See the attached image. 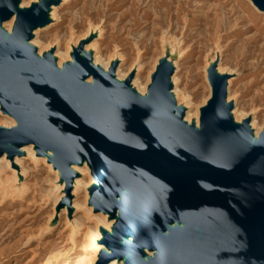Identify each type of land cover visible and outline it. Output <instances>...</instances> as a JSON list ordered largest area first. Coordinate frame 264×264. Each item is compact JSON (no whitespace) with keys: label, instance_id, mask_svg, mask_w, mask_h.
Listing matches in <instances>:
<instances>
[{"label":"water","instance_id":"95a60500","mask_svg":"<svg viewBox=\"0 0 264 264\" xmlns=\"http://www.w3.org/2000/svg\"><path fill=\"white\" fill-rule=\"evenodd\" d=\"M57 2L42 0L19 13L7 41L0 31L1 111L18 122L0 129V156L7 144L51 149L67 185L69 159L91 160L93 178L101 181L94 197L109 210L119 199L113 242L135 237L98 264L129 252L135 260L143 249L156 255L140 264H264V129L250 147L246 123L231 125L224 104L228 77L216 76L214 65L208 69L211 97L200 109L197 132L173 112L165 59L151 75L145 100L128 93L127 85L113 84L109 73L97 71L91 86L80 85L90 71L79 57L81 47L59 74L51 54L40 62L24 45ZM251 2L264 11V0ZM16 3L0 0V22L9 20ZM172 223L183 230L164 237Z\"/></svg>","mask_w":264,"mask_h":264},{"label":"rangeland","instance_id":"374dc122","mask_svg":"<svg viewBox=\"0 0 264 264\" xmlns=\"http://www.w3.org/2000/svg\"><path fill=\"white\" fill-rule=\"evenodd\" d=\"M55 1L56 20L37 38L45 55L56 52L54 45L63 53L91 28H100L94 56L101 64L114 56H121L117 65L124 72L138 64L144 85L154 65L169 60L176 65L179 102L200 109L211 88L206 65L218 49V66L231 81L227 95L234 99L233 111L253 113L264 126V14L249 0ZM9 121L0 113V125ZM23 161L25 175L15 190L11 171L0 172L6 181H0V264H88L94 250L85 232L94 228L92 219H83V209L75 212L70 221L79 231L71 232L60 209L62 221L49 226L56 212V175L46 163Z\"/></svg>","mask_w":264,"mask_h":264},{"label":"bare ground","instance_id":"6f19581e","mask_svg":"<svg viewBox=\"0 0 264 264\" xmlns=\"http://www.w3.org/2000/svg\"><path fill=\"white\" fill-rule=\"evenodd\" d=\"M41 1L42 0H36L28 4L27 0H17V3L15 4L14 8V13L11 15L9 20L6 22H0V31L2 32L3 41H7L12 35L17 15L27 9H30L32 6L39 7ZM249 1L251 2V0ZM252 6L259 13L264 14V11L258 10L255 5ZM56 13L57 7L53 4H50L47 8L42 24H39L34 29H32L29 33L28 38L24 41V45L28 46L34 51V57L40 62H42L46 50H44L45 47L39 46L37 38L41 31L48 28V25H51L55 22ZM97 29H99V31ZM97 29H95L94 27L91 28L87 34L80 36L78 40L70 47V49H65L63 53L60 52L58 47L55 48V45L50 46V48L56 49V52L49 57L53 62V68L55 72L61 74L65 64L69 63L70 65H73V50L81 47L79 57L87 61V65L90 71L88 75L82 79L80 85L91 86L93 83V75L97 71H100L103 76H106L109 73L112 74L111 82L113 84L119 86L127 85L126 91L128 93L142 100H145L147 97L148 87L151 84L150 75H152L156 71L159 62L154 65V68L151 72L152 74L149 75L148 81H146L144 85H140L138 74L140 73L141 69L140 65L135 64L134 66L126 69L124 72L120 68L121 64L117 65V61L119 63L122 62L121 56H114V58H110L107 63L103 64L99 62L100 60L97 56H94L95 50L96 48H98V42L96 39H99V34L102 33V30L100 28ZM93 34H96V37L94 39H91V36ZM84 53H88L87 55L89 58H87ZM218 57L220 60L219 51L217 49L211 62L206 65L205 79L208 85H210L208 81V69L212 65H214V72L216 76L228 77L224 81V104L230 106L228 116L230 118L231 125L239 126L242 123H246V129L250 135L249 145L250 147H252L254 144L257 143L259 135L263 131L264 126H258V123L256 122V117L254 116L255 114L253 113H249L247 115H240L237 114V110L233 111L234 99L233 97H230V95H227L228 88L231 85V81L229 75L223 73V71H221V69L219 68V62L216 59ZM163 61L172 70L171 74L166 78V80L169 86L167 95L173 103V112L180 113L181 124L185 125L186 128L191 127L195 132H197L200 128V109L205 107L207 101L210 99L211 88L209 89V97L200 109L193 108L190 102H179L181 99L176 89L177 81L174 77V69L176 65L175 63L170 62L169 60ZM111 68L113 69L110 72ZM0 113L4 115L5 118L10 120L9 124L0 125L1 130L6 131L11 127H17L18 122L13 119V117H11L9 113L1 111V104ZM23 160H32L36 162L46 163L51 169V171H53V173H55L56 175L58 191L57 197H55L54 200V207L56 209V212L54 211V213L51 214L49 226L54 227L59 224V221H62L60 220L61 214L57 215L60 209L62 211V214L65 215V218L68 219L67 221L71 227V232L79 231V229L74 226V223L76 224V222L70 221V216H72L75 212L79 211L80 209H83V219L88 220L89 217L92 219L94 228L92 230H86L85 232L89 242V247L93 248L94 250L93 260L89 263L87 262L88 264H98L102 255L109 256L111 254L112 249L123 247L133 243L135 237L132 234H126L122 239L113 242L114 238L117 235V229L115 226L119 218V199L115 201V208L113 210H109V208L103 207V205L105 206V202L102 197H94L92 192L98 190L101 187V181L99 180V178H93L92 171L90 169L91 160L87 156H83L78 159H69L68 169L71 175V179L70 184L67 185L65 180L61 178V173L55 165V162L53 160V151L51 149H47L45 152L41 153L37 150L36 145L34 143H31L27 146H22L19 149L14 150L11 144H7L5 146L3 154L0 156V172H3L6 169L11 171V183H13L11 184L12 188H17L19 185L21 186V184H19V181L25 175V169L23 168ZM0 181L1 183L6 182L5 179H1ZM15 188L13 189L15 190ZM183 228L184 226L182 224L172 223L167 226L163 236H166L168 230L178 229L179 231H182ZM155 255L156 251L143 249L138 254L135 260H131L134 255L133 253L129 252L121 258L113 259L111 261L106 262L105 264L149 263Z\"/></svg>","mask_w":264,"mask_h":264}]
</instances>
